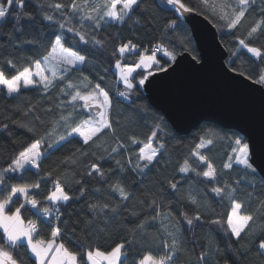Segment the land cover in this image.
<instances>
[{
	"label": "snow or ice",
	"instance_id": "1",
	"mask_svg": "<svg viewBox=\"0 0 264 264\" xmlns=\"http://www.w3.org/2000/svg\"><path fill=\"white\" fill-rule=\"evenodd\" d=\"M162 3L173 17L165 18L158 29L161 18L154 0H0V92L8 98L26 89L44 97L57 93L50 119L44 118L54 111L50 103L40 109L28 102L0 116V136L6 134L13 149L0 164V264H127L130 259L131 264H177L182 255L181 264H230L214 229L228 238V251L237 257L243 252L249 264H264V178L256 179L264 173V161L253 159L243 137L227 138L230 151L220 168L205 154L214 140L202 137L190 152L196 164L185 158L176 169L185 175L145 184L147 173L166 160L168 145L160 135V123L157 120L144 139L131 134L125 141L118 134L120 116L125 125H132L146 111V106L136 105L124 115L120 104H134L132 94L149 77L167 73L169 62L181 54L178 46L188 50L184 25L192 14L208 20L221 40L224 35L233 37L236 48L226 63L229 72L264 84V68L254 78L233 67V58L242 50L264 63V44L254 43L264 40V0ZM109 25L128 31V38L120 32L101 36ZM149 36V46L142 47ZM110 45L114 75L123 84V90L114 93L102 86L113 65L105 67L97 55ZM29 50L31 54L22 55ZM131 55L137 59L128 62ZM74 73L80 78L74 80ZM15 128L28 135L17 137ZM104 137L114 143L105 146ZM73 141L79 147L58 157L60 167L79 168L78 179L73 171L70 189L57 169L46 168L44 162ZM8 147L0 145V150L7 153ZM89 156L93 159L85 163ZM108 161L114 167L105 169ZM233 171L236 176L230 178ZM29 174L37 179L26 181ZM89 180L97 186L89 188ZM47 184L51 186L43 194L42 185ZM242 188L252 189L246 195L249 203L257 200L255 211L238 199ZM76 189L78 195L73 194ZM217 198L228 201L226 213H215L211 201ZM81 201L78 212L65 214L72 203ZM41 225L50 228L48 236L41 235ZM204 226L207 234L201 236ZM113 236L119 241L110 250L102 249L99 240Z\"/></svg>",
	"mask_w": 264,
	"mask_h": 264
},
{
	"label": "trees",
	"instance_id": "2",
	"mask_svg": "<svg viewBox=\"0 0 264 264\" xmlns=\"http://www.w3.org/2000/svg\"><path fill=\"white\" fill-rule=\"evenodd\" d=\"M191 3L196 4L197 0H190ZM154 7H156V11L159 15L160 22L158 24V29L162 28L163 22L165 18H172L173 13L171 10H164L167 8L166 5L162 3V0H154ZM158 6V7H157ZM9 25L6 23L5 28H7ZM184 27L187 29V36L189 40V44L187 46L188 50H184L183 47L178 46V51L180 53L182 52H188L193 57L195 56L198 58V53L196 50V46L194 43V40L192 38L191 32L189 27L185 24ZM242 31H244L242 29ZM117 32L122 33L123 37L125 39L128 38L129 32L125 29L114 27V26H106L105 30L100 33L101 36H108L111 34L112 36H115ZM153 35L158 36L159 31L157 33H154ZM141 36H143V33H141ZM219 40L222 43V45H229V49H226L227 51V57L225 59V62L227 63L230 51L235 50L236 45L233 42V37L231 35H224L223 40H221V35L218 34ZM152 40V37H146L145 43L142 45V47H148V41ZM135 42V41H134ZM153 43L155 41H152ZM254 43L259 46L261 44H264V40H256ZM70 44V42H69ZM225 48V47H224ZM43 51V50H41ZM112 47L111 45L104 51L103 55H100L97 53L100 59L105 61V67L108 66L109 63L113 65L112 68L107 72L104 81L102 82V86L106 88V90H110L112 93L115 92V90L118 88L120 90H123V84L121 82H118L116 79V76L114 75L115 69H114V62L115 59L111 56ZM32 50H29L25 53H22V55H28L31 54ZM83 54V52L81 53ZM150 54V53H149ZM116 58H119L117 56ZM158 58H160L158 56ZM128 62H133L137 59V56L131 55L127 58ZM235 59V64L233 67L237 68L241 72H246L251 77H256L258 72L261 68H264V63H261L260 61H257L256 58L251 57L250 54L246 52V50H242L239 54L238 58ZM171 63V61L169 62ZM139 71V70H138ZM85 74H87V68L85 69ZM143 74V73H141ZM74 80L77 78H80L79 73H74L73 77ZM93 80L94 82L98 80V75L93 74ZM140 78L139 75L136 76V80L138 81ZM264 86V84H262ZM57 93L54 91L52 92L51 96L44 97L39 91L35 90H22L21 94L15 98H8L4 93L0 92V116H3L7 112H10L13 106H23L24 104H27L28 102H32L33 104H37L40 106V109H43L44 107H47L49 103L53 107V113H50L48 116L44 117L46 120L50 119L55 114V105L57 103L56 100ZM137 96H139V99H137ZM131 100L135 101L134 104H129L127 101H123L120 104V108H123L125 110L124 115H128L130 113V110L136 105H143L146 106V111L143 113H140L137 115L135 122L132 125H125L124 117L120 116L121 119V127L118 129L119 136L127 140V137L131 134H135L140 139H144L150 132L155 128V122L160 123V135L165 140L168 147L165 149V155L166 160H162L159 165H157L151 172L147 173V176L144 178L145 184H150L151 182L157 180V179H163V178H171L175 176L176 179H180L181 175L185 174H177L176 169L178 168L179 164L183 162L185 158H189L190 162L195 165L196 161L195 158L190 157V152L192 149L195 148V145L200 142L201 138H211L214 140L213 146H211V150L208 152H205V150H201L202 152H205V154L209 155L212 159V161L216 164L218 168L222 166V163L227 159L226 153L230 151L229 148V141L228 137H231L233 134L236 136L242 137L238 132L231 130V129H224L221 128L213 123L209 122H203L200 125H198L196 128L192 129L188 134L181 135L178 134L170 125V123L165 119V117L162 115L161 112L154 109L148 102L145 93L143 92L142 87L138 88V91L133 93L131 96ZM119 109L115 110L113 112V115L116 116ZM15 118V117H14ZM16 136H27L28 134L23 131V129L15 128ZM223 138V139H222ZM246 141V140H245ZM30 142V141H29ZM102 143L107 146L110 144H113L114 141L109 137L102 138ZM7 144L8 150L7 153L5 151L0 150V164L4 163V157L6 155L10 156L13 154V149L11 147L12 140L7 137L5 134L4 136H0V145ZM75 147H79V144L77 141H73L71 144L65 145L64 148L60 149L59 152L53 153L52 156L48 157V159L44 162V166L46 168H56L57 174L61 175L62 178H65L66 182L68 183L69 188H72V183L74 182L72 179L73 171L76 172V178H79V168L72 169V168H63L58 165V157H61L62 155L68 154L70 150H74ZM171 153L170 156H168V153ZM117 159L121 157H116ZM93 158L91 156L88 157V160L85 161L87 163L88 161L92 160ZM167 163V167H164V163ZM79 167H83V165H80ZM109 167H114V164L112 161H108L104 164V168L107 169ZM228 176L230 178H234L236 176V172H229ZM139 177H129V179H138ZM262 177L258 176L256 179L259 181ZM37 179V177L26 175L25 180L26 181H34ZM50 184L42 185L43 194H46V190L48 187H50ZM96 183L94 180L88 181V187L94 188L96 187ZM199 188L205 187V185L200 184L198 185ZM210 187V185H208ZM184 188H187V184L184 185ZM252 191L251 188H242L241 193L238 195V199L244 200L247 205L248 211H255L257 200L252 199L249 203V198L247 197L246 193ZM261 189L257 187L256 192L259 193ZM74 195H78V189H76L73 192ZM87 199V197H86ZM83 201L79 203H72L69 208L65 209V214L72 211L73 209L79 211V209L82 207ZM212 207L215 209L216 214L220 213H226L229 204L227 200L224 201H218V198L216 200L211 201ZM46 206V205H45ZM25 216L28 218L35 219L34 216H31L27 211H25ZM72 219H75V216L72 217ZM200 231V230H198ZM50 233V228H47L43 225H41V235L42 236H48ZM201 236H205L207 234V226H204L203 231H200ZM213 234L215 235V239L219 241L220 247L224 252V257L230 262V264H249V257L246 256L243 252L240 254L239 257H237L233 252L227 250L228 245V238L225 237L222 233V231H216L213 230ZM119 241V236H113L111 239H100L99 244L102 249H109L111 246H114L115 242ZM71 247V245H69ZM75 250V249H74ZM185 260V257L182 255L178 257L177 264H181L182 261ZM127 264H131V259L127 262ZM221 264H223V261H221Z\"/></svg>",
	"mask_w": 264,
	"mask_h": 264
},
{
	"label": "water",
	"instance_id": "3",
	"mask_svg": "<svg viewBox=\"0 0 264 264\" xmlns=\"http://www.w3.org/2000/svg\"><path fill=\"white\" fill-rule=\"evenodd\" d=\"M186 25L198 58L182 52L167 73L149 77L142 87L149 104L181 135L203 122L234 130L253 159L264 161V86L227 70V51L202 15L192 14Z\"/></svg>",
	"mask_w": 264,
	"mask_h": 264
}]
</instances>
